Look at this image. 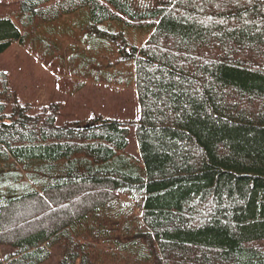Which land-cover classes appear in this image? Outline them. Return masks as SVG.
Returning a JSON list of instances; mask_svg holds the SVG:
<instances>
[{
    "label": "trees",
    "instance_id": "trees-1",
    "mask_svg": "<svg viewBox=\"0 0 264 264\" xmlns=\"http://www.w3.org/2000/svg\"><path fill=\"white\" fill-rule=\"evenodd\" d=\"M83 9L139 117L58 125L0 71V264H264V0H0V54Z\"/></svg>",
    "mask_w": 264,
    "mask_h": 264
},
{
    "label": "rangeland",
    "instance_id": "rangeland-1",
    "mask_svg": "<svg viewBox=\"0 0 264 264\" xmlns=\"http://www.w3.org/2000/svg\"><path fill=\"white\" fill-rule=\"evenodd\" d=\"M86 14L87 9H83L50 26L38 25L26 37L28 44L12 43L0 54V71L10 74L19 102L30 104L32 114L62 102L58 125L96 116L137 121L134 66L131 61L117 62L118 48L113 42L88 39L91 37L83 29ZM102 29L120 31L136 45H142L151 33L148 27L131 29L117 23L102 24ZM128 140L126 154L139 159L134 127H129ZM9 251L0 246V259ZM59 259L60 251L55 248L44 264H58Z\"/></svg>",
    "mask_w": 264,
    "mask_h": 264
}]
</instances>
